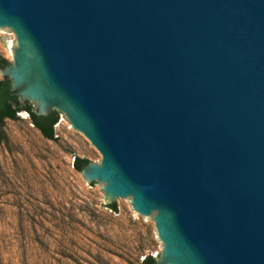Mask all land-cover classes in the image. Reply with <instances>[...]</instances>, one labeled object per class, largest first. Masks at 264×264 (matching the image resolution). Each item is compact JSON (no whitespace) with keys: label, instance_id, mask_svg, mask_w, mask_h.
I'll return each mask as SVG.
<instances>
[{"label":"water","instance_id":"95a60500","mask_svg":"<svg viewBox=\"0 0 264 264\" xmlns=\"http://www.w3.org/2000/svg\"><path fill=\"white\" fill-rule=\"evenodd\" d=\"M0 35L7 93L98 149L156 264H264V0H0Z\"/></svg>","mask_w":264,"mask_h":264},{"label":"rangeland","instance_id":"374dc122","mask_svg":"<svg viewBox=\"0 0 264 264\" xmlns=\"http://www.w3.org/2000/svg\"><path fill=\"white\" fill-rule=\"evenodd\" d=\"M16 47V35H0V56L11 62ZM17 116L0 138V264H143L161 255L154 217L131 200L109 208L103 184L74 167L75 156L100 164L102 155L65 113L55 140L26 111Z\"/></svg>","mask_w":264,"mask_h":264},{"label":"trees","instance_id":"16d2710c","mask_svg":"<svg viewBox=\"0 0 264 264\" xmlns=\"http://www.w3.org/2000/svg\"><path fill=\"white\" fill-rule=\"evenodd\" d=\"M10 62L0 56V70H2ZM11 81L2 76L0 79V138L6 140V135L2 126L5 119L16 120L18 119L17 112L26 111L29 116V120L32 125L48 140H55L54 126L58 122V112L53 111L48 116L37 115L36 111L32 108L31 103L22 101L17 96L9 95L7 92L10 90ZM90 162L85 158H79L75 156L73 165L77 170H81L82 167ZM111 209H117L116 202L107 204ZM143 264H156V258L148 255L143 259Z\"/></svg>","mask_w":264,"mask_h":264}]
</instances>
